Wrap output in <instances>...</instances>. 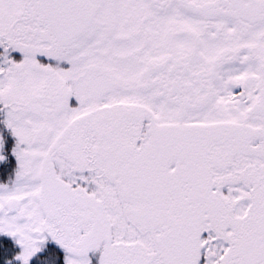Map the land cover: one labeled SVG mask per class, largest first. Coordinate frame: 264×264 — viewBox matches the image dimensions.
I'll list each match as a JSON object with an SVG mask.
<instances>
[{
    "label": "snow or ice",
    "instance_id": "snow-or-ice-1",
    "mask_svg": "<svg viewBox=\"0 0 264 264\" xmlns=\"http://www.w3.org/2000/svg\"><path fill=\"white\" fill-rule=\"evenodd\" d=\"M0 264H264V0H0Z\"/></svg>",
    "mask_w": 264,
    "mask_h": 264
}]
</instances>
